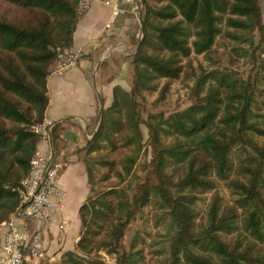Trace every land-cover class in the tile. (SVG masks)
Returning <instances> with one entry per match:
<instances>
[{
	"label": "trees",
	"instance_id": "trees-1",
	"mask_svg": "<svg viewBox=\"0 0 264 264\" xmlns=\"http://www.w3.org/2000/svg\"><path fill=\"white\" fill-rule=\"evenodd\" d=\"M140 1L143 32L132 57V88L113 89L112 105L82 150L90 157L108 149L114 153L119 144L130 148L121 171L115 162L102 163L120 184L134 174L144 147L140 99L155 93L162 80L160 100L165 99L183 73V60L210 53L221 35L253 46L255 33L264 29V0H163L155 6ZM0 3L6 9L0 15L1 227L21 204L18 188L40 141L33 127L44 121L49 105L48 78L58 49L72 47L79 15L78 0ZM240 51L241 58L248 57L249 50ZM197 89L188 109L168 118L150 116L158 183L143 184L132 203L118 187L93 196V174L83 158L91 196L79 211L77 249L67 252L62 264H103L92 257L102 249L118 253V264H138L136 243L127 248L124 240L132 220L151 202L170 217L169 264H264V61L248 78L231 69L204 72ZM164 138L174 142L165 145ZM168 170L181 173L175 179ZM220 181L234 196L228 210L216 190ZM213 191L200 223L197 203Z\"/></svg>",
	"mask_w": 264,
	"mask_h": 264
},
{
	"label": "crops",
	"instance_id": "crops-1",
	"mask_svg": "<svg viewBox=\"0 0 264 264\" xmlns=\"http://www.w3.org/2000/svg\"><path fill=\"white\" fill-rule=\"evenodd\" d=\"M115 1L93 0L90 11L79 16L68 50L78 53V65L60 74L54 64L48 78L45 119L55 126L51 140H40L37 151L51 154L62 163L58 186L63 198L49 220L41 226L28 220L22 229L30 236L39 234L56 264L63 263L67 252L76 251L81 230L79 211L91 196L82 150L93 138L103 110L112 105L113 89L121 86L130 91L132 87V57L142 36L141 19L127 0H120L121 14L110 25L114 6L107 3ZM64 221L68 222L67 232L61 229ZM5 232L4 224L0 227V254Z\"/></svg>",
	"mask_w": 264,
	"mask_h": 264
},
{
	"label": "rangeland",
	"instance_id": "rangeland-1",
	"mask_svg": "<svg viewBox=\"0 0 264 264\" xmlns=\"http://www.w3.org/2000/svg\"><path fill=\"white\" fill-rule=\"evenodd\" d=\"M141 2H139V5H141ZM149 2L155 6L161 5L163 0H150ZM5 10V7L0 3V15ZM139 16L141 19V11ZM240 49L249 50L247 58H241L239 56L241 53H245L244 51H240ZM263 61L264 29L255 33V43L253 46H249L246 43L238 45L228 37L221 35L210 53L203 55L193 54L189 59H184L182 62L183 73L180 79L171 82L170 90L166 94L165 99L160 100L161 89L166 83L165 80H162L159 82V88L155 93L145 94V100H139L141 103V114L144 120V124L141 127L144 136V147L135 165L134 174L127 178L123 184H120V179L117 174L111 173L109 166H103L102 164L103 161L115 162L117 170H122V162L131 155V150L130 148H124L121 144H119L118 151L114 153L110 152L111 149L105 150L99 155L94 153L90 157H87L83 153L82 158L85 159L93 174V196L118 187L117 189L121 191L124 199L132 203L135 197L140 196L142 192L141 186L143 184H147V186L156 185L158 183L156 176V158L154 149L151 146L147 126L150 122V116L162 115L168 118L175 113L188 109L196 101L198 93L197 83L199 77L204 72H210L215 69H231L238 75L248 78L256 74ZM131 75L133 84V68ZM201 93L203 94V91ZM97 129L98 126L96 131ZM173 142L174 138H164L163 144L170 146ZM168 173L174 174L175 179H177L181 170L178 174L176 170H168ZM230 175L233 176L234 174L231 173ZM217 186L216 190L222 198L225 210L232 208L234 205V196L230 190L222 181L218 182ZM214 195L215 191L201 195V200L197 203L200 223L204 222L208 205ZM173 233L170 217L165 212V209L161 208L156 202H151L143 207L137 214V217L132 220L126 232L124 245L129 248L133 242L136 243L135 251L141 253V259L138 264H169L171 255L170 238ZM104 254L116 256L118 264L119 254H109L104 249L98 253H94L92 257L98 256L99 260H101Z\"/></svg>",
	"mask_w": 264,
	"mask_h": 264
},
{
	"label": "built area",
	"instance_id": "built-area-1",
	"mask_svg": "<svg viewBox=\"0 0 264 264\" xmlns=\"http://www.w3.org/2000/svg\"><path fill=\"white\" fill-rule=\"evenodd\" d=\"M118 1L120 0H116L114 4L107 3L114 6V15L110 25L121 14ZM92 2L93 0H78V15L88 13ZM127 2L133 6L134 12L139 13L140 0H127ZM78 63V53L58 49L55 62L58 73H66L76 68ZM54 126L53 121L44 119L33 127V131L41 141L48 142L51 140ZM62 168V163L56 161L51 154L37 151L34 155L29 175L23 179L18 188L21 204L11 218L4 223L6 232L0 254V264H56L55 258L48 255L39 234L30 236L22 228L28 220H35L38 226H41L43 222L51 218L55 209L62 203L63 193L58 186ZM67 226L68 222L64 221L61 229L67 232ZM101 260L103 264H117L116 256L104 254Z\"/></svg>",
	"mask_w": 264,
	"mask_h": 264
},
{
	"label": "water",
	"instance_id": "water-1",
	"mask_svg": "<svg viewBox=\"0 0 264 264\" xmlns=\"http://www.w3.org/2000/svg\"><path fill=\"white\" fill-rule=\"evenodd\" d=\"M142 6H143V2H141V8H142ZM141 8H140V11H141ZM140 11H139V14H140ZM142 32H143V29H142ZM141 42H142V39L140 40L139 46H140ZM139 46H138V49H139ZM138 49H137V51H138ZM137 51H136V53H137Z\"/></svg>",
	"mask_w": 264,
	"mask_h": 264
}]
</instances>
